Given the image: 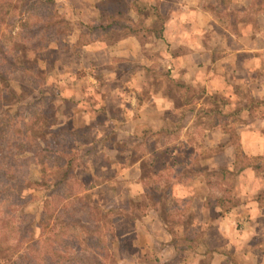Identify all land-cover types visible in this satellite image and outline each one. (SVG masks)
<instances>
[{
    "label": "rangeland",
    "instance_id": "1",
    "mask_svg": "<svg viewBox=\"0 0 264 264\" xmlns=\"http://www.w3.org/2000/svg\"><path fill=\"white\" fill-rule=\"evenodd\" d=\"M16 1H18L15 2L17 8L8 10L3 19V24L0 27V42L10 54L23 52L32 63L37 62L40 66L33 69L32 64L25 63L28 64L27 71L9 72L8 83L11 82L16 89L17 96L16 101L12 98L14 106L6 110H10L12 114L16 110L22 114L30 112L33 116L25 118L15 116L9 124V130L5 135L3 133L1 135L6 141L11 140L12 144H14L12 141L22 143L27 140V142H31L35 138L34 135H31V131L43 130L41 128L44 126L49 127L51 131L49 129L48 131L55 135L48 138L56 140L57 145L67 144L66 146L78 158L76 162L78 166L75 171L77 182L74 180L76 185L71 182L59 194L57 190L47 187L52 181L55 182L59 179L53 165L56 160L54 157L50 155L48 157L38 156L17 161L13 173L8 177L11 188L5 192V202L0 209L2 211L0 212V257L16 261L20 255H30L40 264H44L47 259L56 263L68 261L71 264L79 263L76 256L79 250L87 249L90 245L93 246L92 243H89L88 237H84V235L82 238L84 237L85 240H80L79 245H76L72 241L76 234L66 223L68 219L66 213L71 209L77 211L76 201L80 196L91 203L90 206L93 207V211L89 215L92 222L100 224L102 227L106 226L105 229L99 227L93 233L95 241L99 243L104 240L103 233L105 237L108 236L109 224L102 221V214L98 208L103 210L118 208V212H123L117 218L140 219L144 214L142 212L151 208L149 205L151 200L145 196L153 195L154 189L155 192L171 193V188L175 183L192 184L197 196L205 199L206 203L207 195L210 194V198L216 206L220 200L228 198L235 205L231 211L241 202L255 201L258 207L254 210L235 213L240 214V222L248 221L249 216L253 218L251 220H259L258 224L263 232L260 245L264 252V156L251 157L245 154L238 129L241 122L251 121L253 123L255 119L259 118L257 113L264 101L253 99L249 90L240 87L235 90L237 95L235 100L219 96L209 98L201 86L193 88L192 83H180L173 76L170 77V73V75L166 74V81L162 84L157 85L155 82L151 91L153 94L161 93L165 98L171 99L175 105V112L155 113L151 120L152 122L162 121L160 124L153 126L148 132L136 130L134 135L137 134V137L141 136L143 140H146L142 145L138 146V138H133L131 130H120L117 131V134H115V129L102 130L98 133L83 130L87 117L83 114L82 99L88 98L84 97L87 93L91 94L92 100H94L92 102L95 105L99 104L96 101L97 96H105L103 101L100 98V101L103 102L100 104L106 103L111 106L109 107L111 113L108 121L115 124V100L112 99L115 94V85L93 83L90 76L97 68L89 66L88 71L80 70L77 65L80 59L79 52L76 48L61 49L63 54L60 55V59L55 61L51 55L56 53L51 50V46L60 47L64 42H71L75 39H78L77 45H81L89 39L103 40L107 44H113L123 38V26L127 27L129 23V26L134 28L136 35H140L143 42L151 45L154 39L151 41L149 37L151 35L158 37V30L163 23L162 18L157 17V14L156 19L152 21L153 14L158 13L159 4L152 0H95V3L89 5L90 8L87 10L83 4L82 7L76 4V2L80 3L79 0H52L49 5L42 2L43 0ZM229 3V0H223L217 11L228 22H233L234 17H229L225 11L228 9ZM165 8L167 9L166 6ZM47 10L56 17L54 22L58 23V30L54 29L57 31V33L55 31L57 37L43 52V42L37 41L34 30L39 25L37 22L42 21V18L39 17L44 12H48ZM131 10L134 11L136 23L133 22L131 13H128ZM36 11L42 12L35 14ZM83 11L89 12L92 16L96 13V17H93V25L90 26L91 33L88 36H83L80 26H78V23L82 22L81 18L87 14ZM115 16L118 26L115 23ZM81 24L84 25V22ZM75 32L76 35L73 34ZM155 75L152 73L154 79H156ZM164 85L165 87L167 85V91L163 92V89L159 91L160 86L163 88ZM203 97L205 98L203 99ZM96 113H99V110H96ZM192 113L195 116L194 122L189 124L193 118ZM131 116L134 117L135 114ZM94 117L97 122H103L102 115L95 114ZM52 125L55 126L51 128ZM188 126L187 130H183ZM217 128L220 129L219 132H215ZM26 129H29L27 133H25ZM41 140H43L42 137L38 141ZM134 141L136 143H130ZM126 143L130 147H126ZM210 143L213 145H209ZM49 146H53L52 141ZM115 147H119V151H123L122 153L133 155L134 161L144 158L142 174L145 179L143 188L146 195L129 199L128 190L131 187L128 182L121 180L120 172L115 177V154H113ZM227 151L232 154L230 158L235 162L225 160V163L221 164L222 162L218 161L221 160L219 156ZM116 167L117 169L122 168L118 165ZM241 168L245 169L239 171ZM214 169L233 172L226 185L222 187H218L216 184L207 185L203 170L211 171L212 174L216 173L218 177H214L212 182L221 180V176ZM227 188L229 193H225ZM0 189H2L1 185ZM79 189L82 191H78ZM118 190H121L120 193ZM71 192H73L72 197L69 198L68 195ZM131 201L137 206H131ZM226 205L229 206V203ZM165 206L175 207L170 201ZM164 208H162V212H164ZM175 208L172 209L175 212L170 210V218L182 223L193 220V217L189 215L191 208L189 200H180L176 203ZM124 209L129 210L125 211ZM84 210L78 211L77 216H81ZM221 214L224 213L221 212ZM113 218L115 230V222L119 218L115 221V213ZM83 220L85 222L88 219ZM31 222L35 224L36 229L33 242L26 241L17 247V226ZM241 227L245 230L246 226L241 225ZM185 228L184 225L176 226V230L180 234ZM247 230H250V227ZM196 231L197 235L194 239H196L197 246H200L203 233L206 231L204 228ZM4 238H9V240L4 242ZM189 243L190 241L182 242L183 245ZM117 244L118 240L116 239V246ZM32 245H35L34 248ZM229 252L226 257L233 264H264V258L251 260L247 255L240 254L242 250ZM118 257L119 264L133 263L124 258V255H120L119 252ZM140 261L141 263L157 264L150 252L145 253Z\"/></svg>",
    "mask_w": 264,
    "mask_h": 264
},
{
    "label": "crops",
    "instance_id": "2",
    "mask_svg": "<svg viewBox=\"0 0 264 264\" xmlns=\"http://www.w3.org/2000/svg\"><path fill=\"white\" fill-rule=\"evenodd\" d=\"M79 1L76 4L79 7L83 4L87 10L89 5L95 3V0ZM152 1L159 4L158 13L153 14L152 21L157 14L163 23L158 30V37H149L151 41L154 39L151 45L143 42L140 35H130L113 44L89 39L77 45L78 39H75L64 42L60 47L51 46V50L56 53L51 55L55 61L63 54L61 49L76 48L79 52L77 65L80 70L88 71L89 66L97 68L90 76L93 83L115 85L112 98L115 100V124L108 121L111 106L100 104L105 96H97L99 104L95 105L91 94L87 93L83 96L88 98L82 99L83 114L87 117L83 130L98 133L115 129V134L120 130H131L133 138H138V146L142 145L146 140L134 135L135 131L148 132L153 126L160 124L162 121L151 120L155 113L175 112L171 99L151 91L155 82L157 85L162 84L166 81V74L170 73V77L173 76L180 83H192L193 88L201 86L209 98L219 96L235 100V90L240 87L249 90L253 99L264 101V0H229L230 5L225 11L229 17H234L233 22H228L217 11L223 0ZM83 13H87L81 18L84 25L79 22L78 26L81 34L88 36L96 13L93 16L86 11ZM128 13H131L133 22L136 23L134 11ZM115 23L116 26L119 25L117 17ZM73 34L76 35V32ZM152 73L156 74V79L152 77ZM162 89L166 92L167 85L163 88L160 86L159 91ZM95 114L102 115L103 122H97ZM133 114L134 117L131 116ZM257 114L259 118L253 123L246 121L238 126L243 151L251 157L264 156V104ZM194 118L193 114L189 124L194 122ZM189 126L183 130H187ZM215 130L220 131L218 128ZM125 146L130 147L128 143ZM122 152L119 147H115V177L120 172L121 180L128 182L131 200L146 194L142 174L144 158L134 161L133 155ZM230 156L232 154L227 151L219 156L221 160L218 161L221 164L225 160L235 162ZM117 165L122 168L117 169ZM170 194L179 201H190L192 228H204L206 231L201 245L194 249L178 250L165 227L161 212L147 208L140 219L122 217L115 222L118 252L133 262L128 264H147L140 260L149 252L157 264H233L226 256L229 251L241 250L240 254L247 255L251 260L264 258L260 245L263 232L258 224L259 220H251L253 218L249 216L248 221L240 222V214L235 213L254 210L258 207L255 201L241 202L229 214L222 215V208L209 206L205 199L197 196L192 184L175 183ZM241 225L246 226L245 230L241 229ZM249 227L250 230H247Z\"/></svg>",
    "mask_w": 264,
    "mask_h": 264
},
{
    "label": "trees",
    "instance_id": "3",
    "mask_svg": "<svg viewBox=\"0 0 264 264\" xmlns=\"http://www.w3.org/2000/svg\"><path fill=\"white\" fill-rule=\"evenodd\" d=\"M14 0H0V27L3 24V19L5 15H7L8 10L11 8L16 9L17 4ZM42 2L46 3L47 5L51 4L52 0H43ZM48 12H44L41 14L42 11H36L35 14H41L39 18H42V21L37 22L39 25L34 30V35L37 38V41H42V51L45 52L46 49L49 47V44L57 37L55 34V31L58 30V23L54 22V16L51 15V12L47 10ZM34 14V13H33ZM56 29V30H54ZM123 36H130V35H136V32L133 30L134 28H130L129 26H123ZM54 30V31H53ZM57 33V31H56ZM36 50V49H35ZM38 50V49H37ZM40 51V49L38 50ZM42 52V54H43ZM22 53V54H20ZM16 52V54L12 55L10 54L1 44L0 42V185L2 186V189H0V209L3 205L4 201V194L5 192H8V190L11 188V182L8 177L11 176L13 173V170L15 169V165L18 160L23 158H37L38 156L41 157H48L49 155L51 157H54L56 160L53 163L56 171H57V177L59 179L57 181H52L51 184L47 185L48 188H52V190H57L59 194L60 191H63V188L65 189V186L69 185L71 182H73L76 185V177H75V171L77 169L78 164L76 162L78 161V158L73 154V151L68 148L66 145H57V141L53 140L52 137L55 134H52L51 129L46 126L44 128H41L43 130H33L31 131V135H34V139L31 142H27V140H24L22 143H18L16 141H12L14 144H12L9 140L6 141L1 133L4 135L9 130V124L11 120L15 116H21L23 118L27 116H33L32 114L26 113L22 114L19 110H16L13 112V114L6 109H10L14 106L12 98L15 100L17 96L16 89L12 86L11 82L8 83L9 78V72L10 71H21L25 72L28 70L27 65L25 63H29L33 65V69L39 68L37 66H40V64L32 63L31 60L28 58L27 55H25L23 52ZM24 54V55H23ZM55 125H52L51 128H53ZM48 129L50 131H48ZM29 129L25 130V133L28 132ZM56 130V129H54ZM28 135L26 134V138ZM43 138V140L38 141L39 138ZM53 142V146H49L50 142ZM69 144V143H68ZM44 155V156H43ZM53 155V156H52ZM40 158V157H39ZM1 160H4L6 162H2ZM251 167V166H250ZM247 168V167H246ZM245 168H241L239 171L244 170ZM218 172V174L221 176V180H217V182H212L214 177L216 176V173H213L211 171L203 170V174H205V179L207 182V185L213 186L216 184L218 187H222L223 185H226L228 182L229 177L232 176L233 172L230 170L225 169H214ZM55 171V172H56ZM214 172V171H213ZM219 176V177H220ZM204 179V178H203ZM76 182H75V181ZM9 187L7 190L5 188ZM13 189V186H12ZM78 191H82L79 189ZM156 190H153V195L151 194H145V197H148L151 200L150 207L152 209L159 210L161 212V216L165 222V227L167 231L172 235L173 237V244L178 250H185V249H194L197 247L196 239L194 237L197 235V231L192 228V219L189 222L182 223L179 220H175L171 217L170 210L176 209V203L179 202V200L173 198L170 194V192H155ZM155 192V193H154ZM73 192H71L68 197L71 198ZM225 193H229L228 188L225 191ZM83 197H79L77 199V211L75 212L74 209L68 210L67 214V220L66 223L71 226V229L74 230V233L76 234L75 238H73V242L76 245H79L80 240L84 241V237H88L89 243H92V245L88 246L87 249L81 248L79 252L77 253L78 262L79 263H73V264H119V257H118V248L116 246V235L114 230V218L113 214L115 213V221L119 218V214H122V212H118L117 209H107L103 210L101 208H98V210L101 211L102 214V221L105 224H109V228L107 231V234L109 236L105 237L103 233L104 240L102 242H96L95 236H93L94 231H96L99 227H102L100 224H94L92 222L91 218H89L90 212L93 211V207L90 206L91 203H88L86 199ZM207 204L216 206L214 201L210 198V194L207 195ZM66 200V199H65ZM172 202V205L175 207L165 206V204ZM132 202V201H131ZM130 202V203H131ZM143 203V202H142ZM226 203H229V206L226 205ZM131 206H137L133 202ZM218 206L222 208V213L226 214L231 211V209L235 206L232 204L231 200H228V198H225L223 200H220L218 203ZM165 207V208H164ZM162 208H164V212H162ZM85 209V210H84ZM136 209V208H134ZM84 210L81 216H77L78 211ZM174 210H172L173 212ZM0 212H2L0 210ZM175 212V211H174ZM144 213V212H142ZM83 219H88L84 222ZM184 225L186 228L183 230V232L180 234L178 230H176V226H182ZM106 226H103L102 229H105ZM18 228V242L17 247L23 245L26 241H29V243L33 242L34 236L36 233L35 224L31 222L30 224H21L17 226ZM84 237L82 238V236ZM9 238H4V242H7ZM183 241H190L189 244L183 245ZM36 245V244H35ZM35 245H32L33 248ZM91 260V261H87ZM40 264L36 259H33L30 257V255H20L18 256V259L12 260L7 259L6 257H0V264ZM44 264H71L70 261L65 263H56L54 261H50L47 259V261Z\"/></svg>",
    "mask_w": 264,
    "mask_h": 264
}]
</instances>
